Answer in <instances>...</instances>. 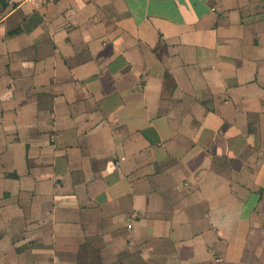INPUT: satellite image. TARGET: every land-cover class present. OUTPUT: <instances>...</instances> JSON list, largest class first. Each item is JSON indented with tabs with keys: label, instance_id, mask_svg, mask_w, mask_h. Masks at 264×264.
I'll return each mask as SVG.
<instances>
[{
	"label": "crops",
	"instance_id": "obj_1",
	"mask_svg": "<svg viewBox=\"0 0 264 264\" xmlns=\"http://www.w3.org/2000/svg\"><path fill=\"white\" fill-rule=\"evenodd\" d=\"M7 2L0 264H264V0Z\"/></svg>",
	"mask_w": 264,
	"mask_h": 264
},
{
	"label": "built area",
	"instance_id": "obj_2",
	"mask_svg": "<svg viewBox=\"0 0 264 264\" xmlns=\"http://www.w3.org/2000/svg\"><path fill=\"white\" fill-rule=\"evenodd\" d=\"M27 1H29L31 4H33L36 7H39V6L41 7V6L48 4L52 0H27ZM215 262L216 264H219L221 262V259L216 258Z\"/></svg>",
	"mask_w": 264,
	"mask_h": 264
},
{
	"label": "trees",
	"instance_id": "obj_3",
	"mask_svg": "<svg viewBox=\"0 0 264 264\" xmlns=\"http://www.w3.org/2000/svg\"><path fill=\"white\" fill-rule=\"evenodd\" d=\"M0 2H1L2 5H7V3H8L7 0H0ZM259 193H260V191L258 192V194Z\"/></svg>",
	"mask_w": 264,
	"mask_h": 264
}]
</instances>
